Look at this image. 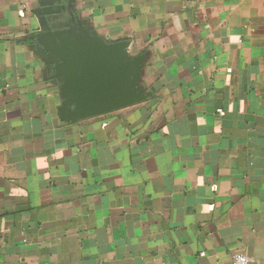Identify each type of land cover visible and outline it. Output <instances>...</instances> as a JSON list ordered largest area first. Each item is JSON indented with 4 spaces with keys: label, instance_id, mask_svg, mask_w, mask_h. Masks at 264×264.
<instances>
[{
    "label": "crops",
    "instance_id": "obj_1",
    "mask_svg": "<svg viewBox=\"0 0 264 264\" xmlns=\"http://www.w3.org/2000/svg\"><path fill=\"white\" fill-rule=\"evenodd\" d=\"M144 55V103L78 123L41 13ZM264 264V0H0V264Z\"/></svg>",
    "mask_w": 264,
    "mask_h": 264
},
{
    "label": "water",
    "instance_id": "obj_2",
    "mask_svg": "<svg viewBox=\"0 0 264 264\" xmlns=\"http://www.w3.org/2000/svg\"><path fill=\"white\" fill-rule=\"evenodd\" d=\"M34 36L60 85V119L68 124L147 102L144 55L130 56L126 42H107L83 20L50 12L39 16Z\"/></svg>",
    "mask_w": 264,
    "mask_h": 264
},
{
    "label": "built area",
    "instance_id": "obj_3",
    "mask_svg": "<svg viewBox=\"0 0 264 264\" xmlns=\"http://www.w3.org/2000/svg\"><path fill=\"white\" fill-rule=\"evenodd\" d=\"M231 264H250L249 259L245 255H235Z\"/></svg>",
    "mask_w": 264,
    "mask_h": 264
}]
</instances>
